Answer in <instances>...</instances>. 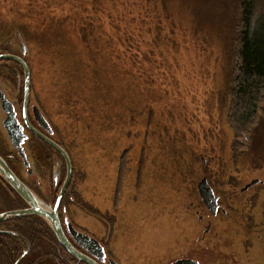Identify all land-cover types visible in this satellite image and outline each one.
<instances>
[{
    "label": "trees",
    "instance_id": "16d2710c",
    "mask_svg": "<svg viewBox=\"0 0 264 264\" xmlns=\"http://www.w3.org/2000/svg\"><path fill=\"white\" fill-rule=\"evenodd\" d=\"M255 1H236L240 28L231 54L229 86L222 99L212 96L216 84L213 82L218 77L216 67V74L208 71L199 74L211 76L210 90L186 82L196 75L186 73L179 62L178 49L188 50L178 44L175 32L181 34L176 21L165 11V0H136L137 5L131 0H117L115 14L105 13L98 0L91 3L89 0H0V52H12L1 40L7 37V29H18L29 49L26 63L33 101L53 130V140L65 150L72 163L71 140L83 144L79 140L81 135L98 148L96 153L100 159L106 161L109 156L119 155L115 188L121 189L125 179L132 180V171L137 176V186L143 149L153 147V140L160 142L154 143L157 148L172 138L184 146H196L185 166L189 170L195 160L201 172L213 180L218 175H211L212 172L226 170L224 157L228 143L222 124L231 129L233 139L248 138L264 105V46L255 48L248 41V30L257 23ZM91 5L97 7L95 12ZM170 32L174 33L173 38ZM4 65L14 66L22 76L18 64L4 62L0 68ZM7 74L12 72L8 70ZM33 81L43 91V83L52 82L56 107H59L54 118H49L36 100ZM170 89L182 93L180 122L188 131L185 138L190 145L168 135L163 138L159 132L162 126L154 120L152 104ZM100 93L105 95V106L109 105L107 94L112 93L119 110L106 108L100 112L96 103ZM219 104L225 105L221 117ZM116 127L121 134H115ZM212 128L217 136L209 132ZM232 146L234 150L242 149L235 141ZM136 149H139L137 154ZM219 187H225L223 178ZM15 259L16 256H11L6 264H12Z\"/></svg>",
    "mask_w": 264,
    "mask_h": 264
},
{
    "label": "flooded vegetation",
    "instance_id": "af4514ba",
    "mask_svg": "<svg viewBox=\"0 0 264 264\" xmlns=\"http://www.w3.org/2000/svg\"><path fill=\"white\" fill-rule=\"evenodd\" d=\"M11 53L17 54L14 50ZM4 62L18 64L1 60L0 65ZM5 65L0 68V79L11 84L14 95L10 96L9 91L0 86V158L16 179L41 201L45 210H54L57 206V219L71 252L40 217L26 215L0 222V264L16 256L14 264L22 254L19 264H264V145L255 157L249 138L233 139L231 129H226L232 138L227 140L226 170L212 172L211 175H218L213 180L201 172L191 194L186 195L184 189L179 192V212L175 218L169 215L161 229L136 228L134 221H111L105 212L99 214L88 205L77 203V193L71 185L74 167L70 158V179L56 205L66 174L64 160L35 134L55 142L53 130L48 134L34 118L33 108L41 111L32 99L30 83L24 106L23 72L21 76L14 66L6 68ZM8 70L11 75L7 74ZM6 103L11 107L17 133L13 132L14 141L4 125L8 117L4 109ZM18 136L23 137L20 143ZM232 141L241 143L238 145H242V149L234 150ZM246 144L248 148H244ZM201 162L205 165L204 159ZM202 178L217 197L214 214L202 204L197 193L196 185ZM222 178L225 187L221 189ZM125 191L124 187L113 186V212L119 211L116 200L125 198ZM222 195H226L224 203ZM188 199L190 202L186 205ZM26 209L24 201L0 179V214ZM82 222H90V225ZM186 222L191 223V228L185 227ZM223 224L228 226L221 230L218 226ZM79 235L95 241L100 249L82 242Z\"/></svg>",
    "mask_w": 264,
    "mask_h": 264
},
{
    "label": "rangeland",
    "instance_id": "374dc122",
    "mask_svg": "<svg viewBox=\"0 0 264 264\" xmlns=\"http://www.w3.org/2000/svg\"><path fill=\"white\" fill-rule=\"evenodd\" d=\"M91 1L89 0V3ZM98 1L105 13L110 11L112 14H115L117 0ZM131 1L134 5H137L136 0ZM236 1L165 0V11L176 21L178 30L182 35L175 32L179 39L178 44H182V47L188 50L181 51L180 48L178 49L177 55L180 54L179 62L184 67L186 73L194 72L196 75L195 78L188 79L186 82L193 86H200L210 90L212 84L211 76L207 78L206 76L201 77L199 74L201 72L204 75L206 71L216 74V67L218 77L217 81L213 82L216 84L212 89V96L215 99L224 98L229 86L231 54L235 51V39L238 36V29L240 28L239 8ZM254 6L256 11L253 13L256 17L258 16L257 23L248 30V41L250 46L257 48L264 46V0H256ZM90 8H93V12L97 9V7L92 5ZM136 12L137 10L134 9V13ZM14 28L7 29L6 34L10 35ZM170 34L173 38L174 33L170 32ZM201 51L202 53L199 54ZM172 64H175L174 61ZM222 76L225 78L224 81H222ZM33 84L32 88L36 100L42 105V110L49 118H54L59 113V107H56L55 92L51 88L52 82L45 81L43 83L45 92L37 82L33 81ZM10 85L5 79H0V86H4L9 91L10 96H13L14 92L10 88ZM170 90L167 93L160 94L152 104V110L155 113L154 120L162 126L159 132L163 138L168 135L190 145L189 139L185 138L188 131L180 122V115L183 112L180 103V100L183 98L182 93L176 92L173 89ZM44 94L47 96L48 102L45 101ZM31 96L33 99L32 93ZM107 97L109 98L107 102L109 105L105 106L104 93L96 96V103L100 112H103L106 108L118 111V101L115 96L109 93ZM172 103L173 106L171 105ZM217 108H219L218 113H220V117L223 116L225 105L219 104ZM221 127L225 134V140L230 141L232 139L230 138L231 132H228L223 124ZM115 130V134L120 132L118 127ZM214 130L215 128H212L209 132H214ZM197 132L199 133L200 131L197 130ZM63 133L65 136L67 135V131ZM70 134L76 137L74 132ZM215 136H217V133H215ZM248 138L250 145L253 146V155L256 157L257 150L264 145V105L259 113L256 125L252 128ZM79 140L83 144H79L78 140H71L72 147L70 152L73 157L74 167L71 185L77 193L74 192L73 194H76L77 203L88 205L99 214L105 212L111 221L114 219L119 221H134L136 228L161 229L164 227L163 222L169 215L174 218L177 216L179 212L178 205L181 202L180 193L183 189L184 192L187 191L185 192L186 195L191 194V190L193 191L197 180L201 176L200 164L198 165L195 160L194 165L189 170L185 166L186 162L191 158L190 152L196 149V146H184L180 142L169 138L156 148L154 143L157 140H153V147L144 148L139 157L142 170L139 172L138 185L135 186L137 176L132 171V175H130V179L132 180L125 179L124 185H122V189L123 187L126 189L125 198L120 197L117 200L115 198L116 203L119 204L117 206L119 211L113 212L111 210V204L113 203L111 191L113 185L115 186L114 181L119 175L120 157L119 155L109 156L108 160L105 159L106 161H104L96 153L99 151L98 148L92 146L86 137H81L80 135ZM159 143L157 141V144ZM239 146L242 147V145ZM135 151L136 154L139 153V149ZM128 170L130 171V167H128ZM254 176H257V174H253L252 177ZM221 198L224 203L226 195H222ZM189 202L190 200L188 199L186 205ZM84 225H90V222H86ZM184 225L186 228H191L190 222H186ZM227 226L223 224V226L220 225L218 227L223 230Z\"/></svg>",
    "mask_w": 264,
    "mask_h": 264
},
{
    "label": "water",
    "instance_id": "95a60500",
    "mask_svg": "<svg viewBox=\"0 0 264 264\" xmlns=\"http://www.w3.org/2000/svg\"><path fill=\"white\" fill-rule=\"evenodd\" d=\"M1 42L3 45L7 47H11V49H13L15 53H17L16 55H14L13 53L0 54V61L12 60L17 62L21 66L23 72V102L25 106L29 95V83H30V71L28 65L26 64V58L29 56V49L27 42L24 39L22 33L16 28H14V30L10 35H7V37L3 38ZM4 109L8 114L7 119L4 121V125L7 129L9 138L14 141L16 137L14 136L13 132L16 133V131L14 129V123L12 120L11 107L9 106V104L6 103ZM33 114L35 120L41 126V128L44 131H46L48 134H52L48 122L35 107L33 108ZM35 134L39 138H41L46 144L54 148L61 155L65 163L66 174H65L64 183L58 194V198L56 201V205H57L70 179V175H71L70 159L67 153L65 152V150L62 147H60L58 144H56L55 142L51 141L50 139H48L47 137L41 134H38L36 132ZM22 139H23L22 136H18L17 141L20 143ZM0 179L9 188H11L20 197V199H22L24 203L28 206V209L26 210L8 211L0 214V222L24 217L26 215H36L40 217L48 225V227L56 236L57 240L63 246H65L69 252H71L64 238V235L61 231L57 219V215H56L57 206H55L54 210H45L43 208V204L41 203V201L26 186H24L20 181H18V179H16V177L9 170V168L1 158H0ZM196 189L202 204L207 208L208 211L214 214L215 211L217 210V197L213 195L210 186L206 182V179L204 178L200 179L196 185ZM79 236L82 237V235ZM76 239L78 238L76 237ZM80 240H82V242H88L90 244H94V246L100 249L98 244L93 240H90L86 237H82ZM23 256L24 254H22V256H20L15 261L14 264H19L23 259Z\"/></svg>",
    "mask_w": 264,
    "mask_h": 264
}]
</instances>
